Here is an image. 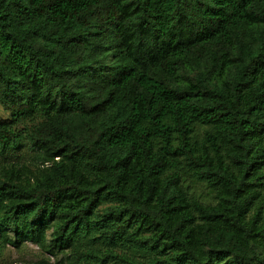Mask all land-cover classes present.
Here are the masks:
<instances>
[{
	"label": "trees",
	"instance_id": "16d2710c",
	"mask_svg": "<svg viewBox=\"0 0 264 264\" xmlns=\"http://www.w3.org/2000/svg\"><path fill=\"white\" fill-rule=\"evenodd\" d=\"M23 140L0 253L54 227L77 264H264V0H0V151Z\"/></svg>",
	"mask_w": 264,
	"mask_h": 264
},
{
	"label": "rangeland",
	"instance_id": "374dc122",
	"mask_svg": "<svg viewBox=\"0 0 264 264\" xmlns=\"http://www.w3.org/2000/svg\"><path fill=\"white\" fill-rule=\"evenodd\" d=\"M40 155L45 153L35 149L29 140H23L17 147L9 146L4 151H0V168L18 166L30 167L34 170L36 167L33 166L41 163ZM203 190L207 193L205 189ZM53 231L54 227H51L42 245L32 242H25L20 248L6 245L0 253V264H77L74 262L71 249L60 250L55 246ZM105 264L113 263L109 261Z\"/></svg>",
	"mask_w": 264,
	"mask_h": 264
}]
</instances>
